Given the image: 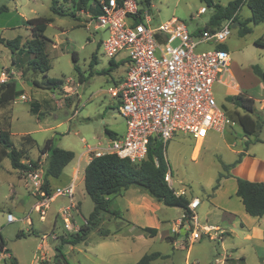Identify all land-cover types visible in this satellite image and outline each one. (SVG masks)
Listing matches in <instances>:
<instances>
[{
    "label": "rangeland",
    "instance_id": "obj_1",
    "mask_svg": "<svg viewBox=\"0 0 264 264\" xmlns=\"http://www.w3.org/2000/svg\"><path fill=\"white\" fill-rule=\"evenodd\" d=\"M228 1L214 0V3L225 6ZM136 2L141 9L149 13L153 25L175 18L183 23L189 32L204 30L215 12L214 8L207 7L201 0H150L149 5L145 0ZM50 5L51 0H0V7L7 8L0 13V38L5 40L18 37L24 42L30 37L28 20L37 17L52 19L44 33L50 41L46 47L50 70L46 75L48 78L66 82L65 91L37 89L32 85V80L40 81L42 75L26 71L24 74L19 73L20 70L12 64L16 57L0 44V74H4L5 80L16 77V90L25 95V99L18 96L14 103L0 108V127L9 131L10 139L14 143H22L21 135L30 134L36 146L28 148V160H38L44 164L46 157L39 149L47 140H52L54 147L74 154L60 179L53 180V187L56 188L65 183L66 177L71 176L72 167L83 151L81 139L94 146L98 139L105 141V129L111 130L113 124L119 126V129H124L125 121L119 114V101L110 97L107 90L114 86L112 79L117 81L118 78L124 77L125 64L117 59V67L109 71L110 60L100 48V41L106 37L105 32L86 29L88 17L98 16V8L93 0H88L90 6L86 10L79 0H57L58 8L74 14L76 18L53 15L49 9ZM201 8H204L203 13ZM80 10L83 12L80 13ZM249 13L247 6H242L238 22H242ZM238 30L239 28H232L230 36L220 47L229 53V70L241 93L254 99L253 116L262 123L259 138L264 141V80L252 70L256 65L264 73V38H261L264 34V23L252 27V32L243 37L239 35ZM52 44L57 47H52ZM212 48L203 44L197 47L195 53ZM92 55H95L96 63H91ZM73 89H76L77 94L66 95ZM228 91L230 90L226 87H218L215 97L219 103L227 96L223 104L233 121L234 112L242 111L229 104L227 98L240 92L226 94ZM31 102H36L39 116L30 112ZM76 108L78 112L72 116ZM248 139L240 126L234 123L223 134L209 133L202 142H195L190 136L178 133L164 148V156L170 168L169 186L175 192L184 191V197L198 198L201 204L195 214L199 225L217 223L228 233L223 237L225 252L236 248L244 256V259H239L240 256L234 253V258L226 261L227 264H261L264 261V242L257 240L255 236L246 239V228L243 226L245 222H239L242 216L250 220L257 218L245 214L239 198L235 195V178L264 182V142H249ZM247 141L249 144L246 148ZM198 144L199 148L193 158L195 146ZM240 152L244 154L240 162L224 170L222 164L232 165L239 158ZM228 173H232L233 177L221 178L218 188L212 190L219 175ZM18 176L24 178V175L11 168L9 159L5 158L0 162V242L4 243V248L0 251V264H11L10 256L14 257L18 264H134L143 255L152 252L165 256L152 264H215L214 260L225 253L220 240L203 237L190 243L189 231L187 235L179 232L174 245L170 238L164 237L163 232H159L155 237H140L135 230L127 234L128 227L125 222L129 218L124 212L123 217L120 214L122 219L104 213L97 228L90 230L84 242L73 246L62 244L61 238L76 233L94 207L84 190V167L77 177L73 198L75 208L70 213L77 230L73 232L64 229L63 219L57 215L59 207L68 204V200L65 197L53 199L44 220L39 221V215L32 210L38 195L32 189L25 188V181ZM12 191L14 194L11 199ZM18 203L22 204L24 212L16 210ZM117 205L113 198L111 208L118 210ZM161 208L158 216L164 221L162 228L170 231L183 211L163 204ZM53 211L56 213L55 217ZM8 213L12 214L16 221L7 223ZM229 215L235 219L231 220ZM53 219L56 221L55 228L52 226ZM186 227L188 228L187 224ZM99 230H108V237L100 236ZM19 234L23 236L18 238ZM59 253L62 255L58 256Z\"/></svg>",
    "mask_w": 264,
    "mask_h": 264
},
{
    "label": "built area",
    "instance_id": "obj_2",
    "mask_svg": "<svg viewBox=\"0 0 264 264\" xmlns=\"http://www.w3.org/2000/svg\"><path fill=\"white\" fill-rule=\"evenodd\" d=\"M93 3L99 15L88 17L86 29L105 32L106 37L100 41L103 54L110 61L118 59L125 64L124 79L107 90L110 97L119 101L125 132L105 143L97 141L94 146L82 140L87 164L95 158L115 155L139 165L147 158L151 143L160 142L165 148L178 133L202 142L209 133L223 134L234 125L223 104L227 96L219 103L215 97L218 87L230 90L233 85L229 53L219 48L236 23L233 17L217 28L189 32L175 18L153 25L149 13L136 0H93ZM200 11L203 13L204 8ZM203 44L213 48L195 53ZM4 81L3 77L1 83ZM79 169L77 163L72 181L66 186L51 188L48 194L42 189L40 167L24 173L26 187L38 195L32 210L40 221L44 220L53 199L65 197L68 204L57 215L62 217L66 231H77L70 213L75 208L73 198ZM164 179L169 184V172ZM183 194L175 193L176 196ZM200 204L198 198L190 199L187 212L180 220L181 226L188 225V241L196 242L203 237L220 239L225 234L221 228L199 225L195 211ZM14 221L16 218L8 213L6 222Z\"/></svg>",
    "mask_w": 264,
    "mask_h": 264
},
{
    "label": "trees",
    "instance_id": "obj_3",
    "mask_svg": "<svg viewBox=\"0 0 264 264\" xmlns=\"http://www.w3.org/2000/svg\"><path fill=\"white\" fill-rule=\"evenodd\" d=\"M207 7L214 8L215 12L205 29H213L229 18L238 22V13L242 6H247L250 11V17L238 22L240 24L239 35L241 37L252 32V27L264 22V0H230L225 6L214 3V0H201ZM80 5L86 10L88 8V0H79ZM149 5L150 0H145ZM50 12L60 17L76 18L72 13H66L57 7V0H51ZM5 6L0 7V13L6 11ZM99 11V10H98ZM97 11L98 15L99 12ZM52 21L51 18L37 17L27 21L30 31L29 39L24 42L20 38L5 40L0 38V44L7 48L13 56L12 64L20 69L22 73L25 71L32 74H41L42 80H32V85L37 89L53 91L61 90L64 81L59 79L48 78L46 73L50 70L49 57L46 52L47 44L50 42L44 35L47 25ZM258 43V42H256ZM219 48L224 49L219 46ZM75 61V55L72 56ZM91 63H96L95 55H92ZM110 67L116 66L110 61ZM253 73L264 80V73L258 66L252 67ZM20 94L16 90V85L10 78L0 83V108L7 106L14 101ZM227 102L242 113L234 112V122L242 129L245 137L253 136L255 142H261L257 137L262 128V123L258 118L253 117L254 100L253 98L239 93L227 98ZM38 106L35 102L30 103V112L37 115ZM105 134L111 137L112 133L105 130ZM29 137H22L20 148L15 147L10 139L8 130L0 127V162L7 158L10 161L11 168L24 175V173L33 171L38 168L37 161H30L26 158L27 150L25 147L32 145L33 141L28 143ZM31 141V140H29ZM249 142H246V148ZM32 147V146H31ZM42 154H47L46 162L43 170L42 189L49 193L51 191L50 179L60 177L63 169L72 161L74 154L71 151L53 147V141L47 140L44 146L39 149ZM243 152L239 153V158L232 165L222 164L224 170L233 167L239 163ZM27 160V163L22 162ZM170 173L168 162L164 156V147L160 142L151 143L148 150L147 158L139 165H133L128 160L120 159L115 155H105L92 159L84 168L83 185L85 193L94 204L92 212L89 214L84 225L74 234H70L67 238H61L62 244L76 245L84 242L92 229H96L99 220L104 213L115 218L120 217V211L112 209V200L106 199L107 196L116 197L123 191L130 188H138L146 192L150 197L162 203L166 207H177L182 209L183 213L187 212L188 200L182 196H176L174 190L165 181V175ZM228 178L226 175H219L217 184L212 190H216L219 186L221 178ZM236 191L235 195L240 199L244 212L253 218H261L264 216V183L248 181L242 178H235ZM142 232L150 237L156 235V230L152 228H143ZM99 235L106 237L109 235L108 230H99ZM19 234L17 237H22ZM173 241V238H170ZM4 248L3 241L0 242V251ZM60 252V248L57 247ZM62 254L59 253L58 256ZM165 258L158 252H152L143 255L134 264H151L153 261ZM11 264H18L17 260L10 256ZM48 264V263H44Z\"/></svg>",
    "mask_w": 264,
    "mask_h": 264
},
{
    "label": "crops",
    "instance_id": "obj_4",
    "mask_svg": "<svg viewBox=\"0 0 264 264\" xmlns=\"http://www.w3.org/2000/svg\"><path fill=\"white\" fill-rule=\"evenodd\" d=\"M230 1V0H229ZM228 1V2H229ZM89 6V5H88ZM245 6V5H244ZM83 12V10H80V13H82ZM239 14V13H238ZM239 16V15H238ZM248 17H250V13L249 14H247L246 15V17H244V20L245 19H247ZM238 21H239V18H238ZM236 23H238V22H236ZM235 23V24H236ZM264 23V22H263ZM264 38V34L261 36V38ZM256 42H259V40H257ZM52 47H57L55 44H52ZM114 62V61H113ZM115 64H116V62H114ZM117 65L118 64H116V66H111L110 67V65H109V71H113L116 67H117ZM16 68V67H15ZM16 69H18V68H16ZM20 70V69H19ZM27 72V71H26ZM19 73H22V71L20 70V72ZM25 73V72H24ZM24 73H22V74H24ZM230 74H231V77H232V79H233V85H232V88L230 89V91H228L229 93H231V92H233L234 94H236V93H241V91H240V89L238 88V84L236 83V82H234L235 81V79H234V77H233V75H232V73H231V71H230ZM3 76H4V74H0V81L3 79ZM125 76V75H124ZM9 78H7L6 80H8ZM11 80H13L14 82H15V79H16V77H13V78H10ZM124 79V77H120V78H118L117 79V81H114V79H112V82H113V85H116V84H119L122 80ZM33 80H36V79H33ZM1 83V82H0ZM20 83H22L23 84V81H21ZM79 86V84L77 85V87ZM65 87H66V82H64L63 83V86H62V90L63 91H65ZM76 87V88H77ZM110 88V87H109ZM73 93H75V94H77V91H76V89H73V91H71V92H68V94H66V95H72ZM20 95H19V97L18 98H22V97H25V95L24 94H22V93H19ZM54 95V94H53ZM52 95V96H53ZM51 96V97H52ZM114 99V98H113ZM15 100H17V97L14 99V101H12L13 103L15 102ZM254 100V99H253ZM11 102V103H12ZM11 103H9L8 105H10ZM36 103V102H35ZM7 105V106H8ZM263 107V106H262ZM38 110V109H37ZM40 112V111H39ZM39 112L37 113V115L36 116H39ZM77 112H78V109L76 108L75 109V111H74V113L72 114V116H74V115H76L77 114ZM254 114H255V108H254ZM253 114V115H254ZM254 117V116H253ZM124 127V129L122 130V129H119V126H117V125H114L113 124V126H111L110 127V129L111 130H109V132H111L112 133V135H111V137H109V136H107L106 137V139H105V141L104 142H101V140L100 139H98L97 141H100L101 143H105L109 138H116V137H121L123 134H124V132H125V126H123ZM106 130V129H105ZM108 131V130H107ZM260 133V132H259ZM25 136H28L29 137V140H31V141H29L28 140V143L30 142H32L33 141V143H32V145H27L26 147H25V149L27 150V152H30L29 151V149H32L34 146H36V143H35V141H34V139L30 136V134H27V133H24V134H22L21 135V142H22V137H25ZM249 137V142H255L254 141V137L253 136H248ZM258 138H259V134H258V136H257ZM82 140H84L85 141V139H81V143H82ZM259 140H261L260 138H259ZM205 141V140H204ZM262 142H264L263 140H261ZM13 142V141H12ZM13 144L15 145V147H17V148H20L21 147V144L22 143H14L13 142ZM197 144V143H196ZM199 145L200 144H198L197 146H195L196 147V151H195V153H194V155H193V158L195 157V155H196V153H197V150H198V148H199ZM32 146V147H31ZM54 147V146H53ZM29 148V149H28ZM195 149V148H194ZM37 151H38V149H37ZM27 152H26V154H27ZM241 153V152H240ZM44 156L47 158V154H44ZM46 158H45V162H46ZM4 160V159H3ZM28 160V159H27ZM27 160H23L22 162H24V163H27ZM73 160V159H72ZM30 161H33V160H30ZM37 162H38V160H36ZM2 162V161H1ZM45 162H44V164L42 165L40 162H38V167H40V169L43 171L44 170V165H45ZM77 163H79V171H81V169H82V167H84L85 168V166L87 165V163H86V158H85V156H84V154H83V151H82V153H81V155H79V157H78V159L76 160V162H75V164L73 165V167H72V173H71V176L70 177H66L67 179H66V181H65V183L62 185V186H60V187H63V186H66V185H68L71 181H72V177H73V175H74V169L76 168V166H77ZM64 170V169H63ZM17 173H19V172H17ZM80 173V172H79ZM62 174H63V171H62V173H61V175H60V177L62 176ZM18 175V174H17ZM22 175V174H21ZM226 176H228V178H230V177H233L232 176V173H228ZM18 177H20V176H18ZM60 177L59 178H57V179H53V178H51L50 179V186H51V188H54L53 187V184H52V182H53V180H58V179H60ZM20 178H22V177H20ZM23 179V181H25L24 180V178H22ZM225 180V179H224ZM255 182V181H254ZM264 183V182H263ZM25 188H27L26 187V184H25ZM28 189V188H27ZM175 192V191H174ZM181 192H184V191H182V190H179V191H176L175 193L176 194H178V195H180V193ZM12 194L10 195V198L12 199L13 198V191L11 192ZM185 196V192H184V194L182 195V197H184ZM113 198H115V200H116V202H117V207H118V210L120 211V214H121V216L123 217V212H124V214L125 215H127L128 216V221H126L125 223H126V227H128V230H127V234H129L130 233V231H132V230H135L136 232H138L139 234H140V237H144L145 235H147L146 233H144V232H141L139 229H143V228H152V229H155L156 230V234H158L159 232H163V235H164V237L166 238V239H168V238H173V241H172V243H173V245L176 243V239H177V235L179 234V232H181L182 234H184V235H187V227L185 228V225H183V226H181V223H180V220H181V217H182V214H181V217L174 223V225L171 227V229H170V231H168V230H164L163 228H162V225H163V223H164V221H162L160 218H159V216H158V212H160L161 210H162V208H161V204L162 203H160V202H158V201H156L155 199H153L152 197H150L146 192H144V191H142V190H140V189H138V188H130V189H128V190H126V191H123L120 195H118V196H116V197H112V196H107L106 197V199H110V200H112ZM184 198H186L188 201L190 200V199H192V198H196V197H192V198H189V197H184ZM240 200V199H239ZM77 204V203H76ZM65 206V205H64ZM243 207V206H242ZM61 207H59V209H60ZM120 208V209H119ZM17 209H20L21 210V212H24L25 211V209L23 208V206H22V204H20V203H18L17 205H16V210ZM244 210V209H243ZM54 212V211H53ZM54 214V217L56 216V213L54 212L53 213ZM246 214V213H245ZM247 215V214H246ZM230 216V218H231V220L232 219H235V217H233L232 215H229ZM122 217H120L121 219H122ZM127 218V217H126ZM72 219H73V217H72ZM40 221V220H39ZM240 223L242 222H245V225H243L244 226V229L246 228V232L245 233H247L244 237L246 238V239H249V238H251L252 236H255L256 237V239L257 240H259V241H261V242H264V216H262L261 218H257V220H250V219H248L246 216H242V219L239 221ZM211 225H213V226H217V227H219V225L217 224V223H213V224H211ZM31 226H32V223H31ZM52 226H53V228H55L56 227V221H55V219H53V222H52ZM243 226H242V228H243ZM185 228V229H184ZM220 228V227H219ZM119 230V229H118ZM162 230H164V231H162ZM223 230V229H222ZM224 231V230H223ZM31 232H33L32 230H31ZM30 232V233H31ZM225 232V234L222 236V237H220V239H218V240H220L221 241V245L223 244V237L226 235V234H228L227 233V231H224ZM252 232V233H251ZM65 232H63V234H64ZM60 235H62V234H60ZM156 236V235H155ZM154 236V237H155ZM108 236H106V237H103V238H107ZM222 250H224V252H225V249L223 248V245H222ZM230 252H225L223 255H222V257H218V258H216L215 260H214V263L215 264H217V261H218V263L219 264H227V262L226 261H228V260H232V258H234L233 256H232V254H234V253H236V254H238L240 257H239V259L241 258V259H244V256L242 255V253H240L239 251H237V249L236 248H232V249H230L229 250ZM237 257H235V259H236ZM18 263V262H17ZM152 264V263H151ZM239 264H246L245 262H240ZM261 264H264V261L263 262H261Z\"/></svg>",
    "mask_w": 264,
    "mask_h": 264
},
{
    "label": "water",
    "instance_id": "obj_5",
    "mask_svg": "<svg viewBox=\"0 0 264 264\" xmlns=\"http://www.w3.org/2000/svg\"><path fill=\"white\" fill-rule=\"evenodd\" d=\"M233 28H240V24L239 23L234 24Z\"/></svg>",
    "mask_w": 264,
    "mask_h": 264
}]
</instances>
